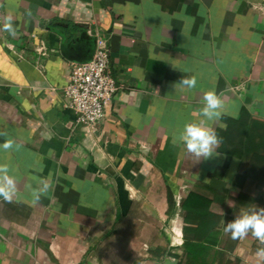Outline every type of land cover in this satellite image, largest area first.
Returning a JSON list of instances; mask_svg holds the SVG:
<instances>
[{"label": "crops", "instance_id": "crops-1", "mask_svg": "<svg viewBox=\"0 0 264 264\" xmlns=\"http://www.w3.org/2000/svg\"><path fill=\"white\" fill-rule=\"evenodd\" d=\"M98 39L118 90L86 127L64 88ZM185 76L196 87L175 89ZM210 90L224 138L243 111L264 120V0H0V145L13 142L0 164L17 183L0 198V264H188L198 241L214 264H264V244L223 231L240 208L264 207V155L251 157L254 184L241 159L218 148L198 161L179 142ZM192 193L210 200L201 226L184 216Z\"/></svg>", "mask_w": 264, "mask_h": 264}, {"label": "clouds", "instance_id": "clouds-1", "mask_svg": "<svg viewBox=\"0 0 264 264\" xmlns=\"http://www.w3.org/2000/svg\"><path fill=\"white\" fill-rule=\"evenodd\" d=\"M3 27L13 36L16 34L11 23V17L4 19ZM197 85L195 77H183L179 82L173 84L175 89L185 90L193 89ZM202 107L199 109L202 119L195 122H188L183 126L179 133V142L183 145V151L195 156L198 161L201 159L209 160L219 155L217 149L223 140L218 136L215 128L209 126V122L219 121L225 109V102L215 91L210 90L203 94ZM221 127L226 125L221 124ZM0 135H6V132H0ZM173 143H177L174 138ZM13 142L6 140L0 148L11 149ZM49 185L44 183L43 189H30L33 197L32 203L39 202L43 191L47 190ZM17 192V183L13 176L9 174L7 164H0V198L6 202H12L13 196ZM234 219L225 223L223 231L230 234L233 240H243L249 236L254 237L264 244V207L240 208L234 213ZM257 256L264 259V248L257 252Z\"/></svg>", "mask_w": 264, "mask_h": 264}, {"label": "built area", "instance_id": "built-area-1", "mask_svg": "<svg viewBox=\"0 0 264 264\" xmlns=\"http://www.w3.org/2000/svg\"><path fill=\"white\" fill-rule=\"evenodd\" d=\"M110 63V48L104 39H98L90 60L71 65L64 93L75 114L76 125L94 127L105 116L118 90L110 72Z\"/></svg>", "mask_w": 264, "mask_h": 264}, {"label": "trees", "instance_id": "trees-1", "mask_svg": "<svg viewBox=\"0 0 264 264\" xmlns=\"http://www.w3.org/2000/svg\"><path fill=\"white\" fill-rule=\"evenodd\" d=\"M241 120L244 121V124L240 127L238 124L233 125L231 129L228 130L229 135L226 138H224V136L227 132L220 129L216 131L218 136L223 140L219 150L222 153L241 159L242 173H244L247 180H251L254 184H257L262 178V171L251 165L250 161L251 157L254 155H264V120L253 117L247 111H243ZM209 202L210 200H208V198L192 193L187 198L184 205L185 219L199 226L203 225L206 218L201 214L198 215V213L202 210H206L209 206ZM170 203L169 211L170 214H172L176 203L174 199H171ZM191 212L195 214L191 215ZM214 244L215 242H210L211 247L209 248L215 250ZM206 248L207 246L200 241L197 243H189V245H187V254L189 255L188 264H214L216 256L212 261L205 260V257H202V255L208 251Z\"/></svg>", "mask_w": 264, "mask_h": 264}, {"label": "water", "instance_id": "water-1", "mask_svg": "<svg viewBox=\"0 0 264 264\" xmlns=\"http://www.w3.org/2000/svg\"><path fill=\"white\" fill-rule=\"evenodd\" d=\"M92 57H90L89 59H85V60H83V59H80V58H77V60H79V61H88V60H90Z\"/></svg>", "mask_w": 264, "mask_h": 264}]
</instances>
